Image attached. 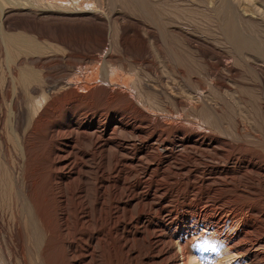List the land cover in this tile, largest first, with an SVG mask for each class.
<instances>
[{
    "label": "bare ground",
    "instance_id": "6f19581e",
    "mask_svg": "<svg viewBox=\"0 0 264 264\" xmlns=\"http://www.w3.org/2000/svg\"><path fill=\"white\" fill-rule=\"evenodd\" d=\"M35 1L27 0L38 9L43 2ZM64 1L86 10L87 1ZM223 1L211 0V10L227 46L200 39L193 46L188 33L177 28L122 26L115 30L116 46L131 63L107 51L104 61L111 69L106 70L93 54L111 35L101 28L99 40L77 55L92 66L74 77L60 50L72 47L73 35L60 28L0 30L2 257L23 252L15 242L28 236L22 217H31L44 238L36 250L41 264H49L50 252L59 246L70 264H91L96 261L92 243L101 238L92 230L99 214L106 225H116L128 253L131 241L147 231V247L160 264H264V206L244 205L253 195L234 183L238 174L251 171L264 177L263 158L255 163L253 156L242 160L230 151L235 140L251 136L260 142L256 133L264 134V47L245 34L231 3ZM251 1L255 10L241 11L254 18L246 21L264 24V0ZM51 6L69 9L54 4L47 9ZM172 38L183 42L169 45ZM237 56L243 57L238 68L230 64ZM55 64L61 72L48 71ZM236 73L243 76H227ZM237 105L252 125H246V116L234 115ZM221 116L225 126L216 124ZM182 118L188 122L177 121ZM207 152L222 155L224 165L197 169V155ZM257 176L256 185L264 184ZM224 193L231 194L218 200ZM179 205L192 210L179 212ZM153 210L160 217L142 224Z\"/></svg>",
    "mask_w": 264,
    "mask_h": 264
},
{
    "label": "rangeland",
    "instance_id": "374dc122",
    "mask_svg": "<svg viewBox=\"0 0 264 264\" xmlns=\"http://www.w3.org/2000/svg\"><path fill=\"white\" fill-rule=\"evenodd\" d=\"M84 1H87L86 4H83L84 6H86V10H84L85 12H81L78 9L76 10L78 6L74 7L72 5L71 7H69L68 3L70 5V1L65 2L64 0L35 1L38 3L43 2V4L40 7H38V9L36 7L32 8L31 6H29L27 0H6V1L2 0L0 2V6H1L0 16L3 19L0 18V28H1L0 30L7 29L6 31L8 32L9 31L14 32L15 30L21 31V30L29 29L30 27H31L30 29L35 28V29H45V30H52L55 28H60L62 31H65L73 35L74 44L72 45V47L70 48L63 47L60 49V50H64L65 51L64 54L68 56L65 60H69V62L67 61L68 63L66 64V66L64 64V67L69 69L72 77H74L75 74L80 71V68H82V70H84L85 72L86 66H92L90 60L89 61L87 59L82 60L77 55L83 53L82 51L85 52L86 50L91 49V47L95 44V42L99 40L100 35H98L97 31L100 30L101 28H107L108 31H111V30L113 31V33L111 31V35L108 37L107 45L104 48L95 49L93 51V54L97 56L98 58L99 66L101 68L102 67L105 68L106 70L111 69L110 68L111 65L109 64L106 65L104 61V57L107 51L108 53L112 52V54L122 57L121 58L122 62H125V64L128 66L130 64H127L128 62L127 60H129V63H131V59L129 57L130 55H123L119 47L116 46L117 38H116L115 30H118L122 26L140 28V30H143L144 28L146 29L152 28L155 30H162L167 27L170 29L177 28L179 30H182L188 33V36H189L188 42L192 44L193 46L197 44L198 39L202 40V42H204L205 44L207 42L208 45L217 44L219 46H227V44H225L226 40L223 36V31L221 28L222 23L220 22V19H218L219 17L215 16L212 13L211 9L214 7L215 3H211V0H207L208 2L207 5H204V4L197 5L195 4L194 0H187V1L186 0H84ZM223 2L225 4H227V2L228 4L231 3L227 5L231 7L234 10V12L237 13V14L235 13V15H237L238 17L239 26L241 27V29L244 30L245 34L251 37L253 41H255L257 44L264 47V24H254L253 26L252 25L253 23L250 24V22H247L246 20H251L254 18H252L249 15V13H247L246 15V14H243V12H241L243 8H246L248 11L249 9L252 10L251 7L255 6L254 4H252L253 1L244 0L241 3H238L233 0L231 1L224 0ZM249 2L251 5L249 4ZM50 3L54 5H60V6H62V4L63 5L65 4L67 8L69 9H66V8L60 9L58 7L57 9L56 8L52 9L54 8V6H51L50 9H47L49 8L50 5H52ZM80 4L82 3L80 2ZM65 5L62 7H65ZM252 8H254L255 10V7H252ZM217 21H219L220 25L216 24ZM4 24L6 27L4 26ZM172 40L173 41L175 40V41L171 43ZM176 42L177 44L178 42L180 44L183 42V40H180V38H172L170 39L169 45L175 46L177 45ZM35 58H36L35 55L30 56V59H35ZM99 58H102V59H99ZM154 58L160 60L157 56H154ZM242 60H243V57L239 58L237 56L235 59L234 58L230 59V64L232 66L235 65V67L238 68L242 66L241 65ZM157 62H158V65H160L159 61ZM60 68L62 67L57 66L55 64L48 71L58 73V71L61 72L59 70ZM204 75H205V72H204ZM204 75L202 77H204ZM227 76L229 77V79L230 78L239 79L241 76H243V74L236 73L235 77H233L231 74L230 75L228 74ZM207 77L208 76H206V78ZM1 79H3V76H0V83H2ZM206 80H208V78ZM132 92L134 93V95L136 94L135 91H132ZM232 112L238 119H241L242 115L246 116L247 117V119H245V122L247 123L246 125L248 126L252 125V122H253L252 117L250 118L249 115L245 113L244 109L241 106L238 107L237 105V107H235L232 110ZM220 118H217L216 124L218 123L219 125L220 123V125L225 126L227 124L226 119H224V117L222 116ZM177 121L178 122L179 121L188 122L187 120L183 118L179 120L177 119ZM200 121H203V120L200 118L199 122ZM199 122H194V124L199 126L198 125ZM231 123H232L231 125L234 124L233 122ZM256 134L262 138L260 142H257V140L255 141V138L251 136L244 137V139L242 140H235L234 141L235 143L233 142L232 146H230V148L232 147L230 149V151L232 150L231 153L236 157H240L242 160L243 158L246 159L245 157H247V159H251V156H253V159H254L253 162L255 163L258 162L256 157H260L261 159L263 158L262 161L264 164V134H261V132H257ZM197 158L198 159L196 163L195 162L194 163L197 165L199 164L200 166L194 165L193 163V166H197L196 167L197 169L198 168L201 169L203 167L205 168V164H207V167L208 165L209 166L211 165L223 166L224 165V160H223L224 157L222 155H215V153L213 152L212 153L207 152L205 153V155L201 154V156L200 154H198ZM198 161H201V163ZM255 174L252 171L251 173L248 172V173H245L244 175L238 174L234 178V183L237 187H239L240 190H246V192L249 191V193L253 195L248 200L244 201V205L246 203V205H250V204L260 205L261 204L264 206V184L259 183L261 185L260 186L257 183L256 185V182H258V178L256 179L255 177L257 175L259 176L260 173L258 174L255 172ZM252 175H254L255 177L253 176L252 178ZM260 176L259 178L263 182L264 177L262 175ZM251 179H254V180H251ZM227 194H231V193H226V194L224 193L223 196L220 195V199L218 200H222V199L225 200L229 198L230 195H227ZM168 196L170 197V195ZM109 206L113 207L114 205L109 204ZM138 209H133L134 211L133 214L134 215L136 214V216H137V213L142 214L141 210H138ZM191 210L192 209L183 207L182 205L177 206V211L179 212L189 213L191 212ZM96 214L97 213L93 214V218ZM134 215L133 217L134 219H136L135 218L136 216ZM98 216L100 215L99 214L96 215L94 219L95 220L94 226H92L93 228L96 226L97 230H94V229L92 230L94 232L99 231L101 233L99 237L101 238L100 239L98 238V240L94 239L92 243V246L95 248V252H96L95 254L96 261H92L91 264H160V262L157 260V257L154 255V253L150 251L149 248L147 247L148 245V242H147L148 236L146 235L147 231L143 230L142 231L143 233H141V235L138 236L137 239H134L131 241L130 248H132L133 251L132 252L130 251V253H128L129 247L123 248L121 246L122 240L116 237V234H115L116 225L112 223L109 225L108 222H107L108 225H106V222L104 220L105 216L104 215L103 217L102 216L98 217ZM159 217L160 216H159L158 211L153 210L150 216H146V218H143L144 220L142 224H146L150 221L155 222L156 219H158ZM22 218H23V223L28 231V236H26V239L21 242L16 241L15 244L22 245L23 252L21 254L18 253L14 255L10 253L8 260L10 261V264H25V262H27L28 264H33V263L41 264L40 257L36 253L37 252L36 250L38 249V247L42 246L43 244L42 242L44 238L42 237V235H40V232L36 230L31 217L30 218L22 217ZM96 219H98V221ZM178 220L180 222V225H182L183 224L182 219L179 218ZM120 221L122 222L123 219H120ZM100 222H102V225ZM70 224L72 225V222H70ZM188 224H190V222H188ZM99 225H101V228H99L100 227ZM71 228H72L71 229L72 232H70V238L71 239L73 238V240L71 239L70 240L74 244H76L77 240L75 241L74 239V235H75V238L77 237L76 233H74L76 231L74 229L75 226L73 227L71 226ZM173 228H175V226H173ZM88 230H90L89 232H92L90 228ZM103 230L105 232H103ZM106 231L107 232L109 231L108 234L110 238L108 237ZM72 233H73V236H71ZM110 234L111 235L113 234L112 235L113 237L110 236ZM63 250L64 248L63 247L61 248L60 246L52 250L50 252L51 255H49V258H48L49 264H70V261L67 259L69 258L68 253H66V249L64 251ZM2 255L3 254L1 253L0 264H7L8 260L4 258V256L2 257ZM205 264H208L207 260H205Z\"/></svg>",
    "mask_w": 264,
    "mask_h": 264
}]
</instances>
